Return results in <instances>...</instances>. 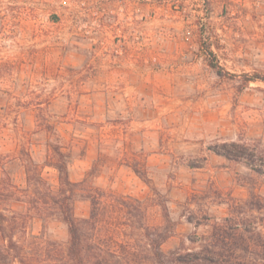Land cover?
<instances>
[{
    "label": "rangeland",
    "instance_id": "374dc122",
    "mask_svg": "<svg viewBox=\"0 0 264 264\" xmlns=\"http://www.w3.org/2000/svg\"><path fill=\"white\" fill-rule=\"evenodd\" d=\"M254 73L264 0H0V208L14 239L34 264L65 251L66 226H43L22 200L27 155L41 165L55 145L70 181L142 202L134 228L113 227L115 246L126 233L148 255L145 230L166 227L165 254L202 255L224 219L264 235V82L243 78ZM42 176L57 188L53 168ZM88 212L76 202L75 217ZM252 237L240 259L260 256Z\"/></svg>",
    "mask_w": 264,
    "mask_h": 264
},
{
    "label": "trees",
    "instance_id": "16d2710c",
    "mask_svg": "<svg viewBox=\"0 0 264 264\" xmlns=\"http://www.w3.org/2000/svg\"><path fill=\"white\" fill-rule=\"evenodd\" d=\"M206 52L208 56H214L210 49ZM243 78L245 82H264V75L259 73L244 75ZM68 163L69 155L63 153L57 145L52 147L50 156L41 165L35 163L28 155L24 163L27 187L22 200L35 212L43 226L47 224L48 219H54L64 224L68 233L65 251L60 255H51L50 263L42 264H142L143 258L150 260L151 264H264V235L253 231L251 227L239 228V223L231 219H224L225 223L218 229L214 241L203 246L202 255L191 250H174L165 254L161 246L172 236V231L166 227L145 230L143 237L149 247L148 255H143L141 251L133 248L127 241L131 237L126 233H123L122 243L115 246L112 241L113 227H116L115 224H124L126 228H134V220H138L143 211L142 202L100 188H91L86 179L79 182L70 181ZM45 166L57 172L56 189L42 176V168ZM131 168L140 176L135 166ZM78 201L88 203L89 212L86 217H75L74 206ZM150 202L152 203V200ZM119 214L120 223L115 217ZM102 229L105 236L100 235ZM0 235L5 242V246L0 248V263L34 264L24 246L14 239L15 223L2 208ZM254 235L253 246L261 249L260 256H256L257 259H240L239 252H250V242L253 241Z\"/></svg>",
    "mask_w": 264,
    "mask_h": 264
}]
</instances>
